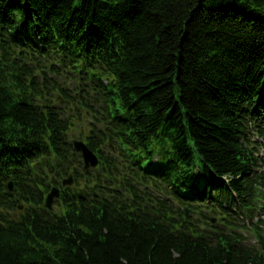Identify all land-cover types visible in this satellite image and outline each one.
<instances>
[{
	"label": "trees",
	"instance_id": "trees-1",
	"mask_svg": "<svg viewBox=\"0 0 264 264\" xmlns=\"http://www.w3.org/2000/svg\"><path fill=\"white\" fill-rule=\"evenodd\" d=\"M252 130L264 0H0V264H264Z\"/></svg>",
	"mask_w": 264,
	"mask_h": 264
},
{
	"label": "water",
	"instance_id": "water-1",
	"mask_svg": "<svg viewBox=\"0 0 264 264\" xmlns=\"http://www.w3.org/2000/svg\"><path fill=\"white\" fill-rule=\"evenodd\" d=\"M72 144L75 151L81 155L84 171L90 168L97 167L99 163V158L97 154L93 150H91L82 139L74 138L72 139ZM72 184H73L72 173H69L68 176L62 180V185L66 186ZM7 185L9 191H12L13 188L12 182L8 181ZM60 194H61L60 187L52 186L44 197L43 207L49 210H53L54 201L55 199H58L60 197ZM18 208L21 209L22 205L20 204ZM185 211L187 212V208L185 209ZM209 220L214 222L215 218H210ZM207 223L208 221H206V224Z\"/></svg>",
	"mask_w": 264,
	"mask_h": 264
},
{
	"label": "rangeland",
	"instance_id": "rangeland-1",
	"mask_svg": "<svg viewBox=\"0 0 264 264\" xmlns=\"http://www.w3.org/2000/svg\"><path fill=\"white\" fill-rule=\"evenodd\" d=\"M248 137H250L252 140H257V146H258V150H259V154L261 155V156H263L264 157V138H262L261 136H259L258 134H257V132L256 131H254V130H252L249 134H248ZM72 138H78V139H80L79 137H77V135L76 136H74L73 135V137ZM263 170H264V168H263ZM197 173H198V175H200V172L199 171H197ZM54 207H55V204H54ZM262 217L264 216V215H261ZM237 220H242L241 218H238ZM215 221H217V219L215 220ZM243 222V221H242ZM244 235L246 236V242L247 243H250V244H252V243H254V239L252 238V236H251V234H250V232H248V231H245L244 232Z\"/></svg>",
	"mask_w": 264,
	"mask_h": 264
}]
</instances>
